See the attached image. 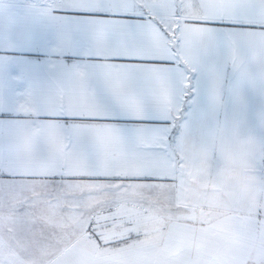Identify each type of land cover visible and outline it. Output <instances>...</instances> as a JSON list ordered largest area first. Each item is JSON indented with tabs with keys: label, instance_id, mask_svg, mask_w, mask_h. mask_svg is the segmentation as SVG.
<instances>
[{
	"label": "crops",
	"instance_id": "crops-1",
	"mask_svg": "<svg viewBox=\"0 0 264 264\" xmlns=\"http://www.w3.org/2000/svg\"><path fill=\"white\" fill-rule=\"evenodd\" d=\"M138 211L159 241L93 240ZM262 245L264 0H0V264H253Z\"/></svg>",
	"mask_w": 264,
	"mask_h": 264
},
{
	"label": "rangeland",
	"instance_id": "rangeland-1",
	"mask_svg": "<svg viewBox=\"0 0 264 264\" xmlns=\"http://www.w3.org/2000/svg\"><path fill=\"white\" fill-rule=\"evenodd\" d=\"M141 212V213H140ZM138 211L139 217L135 220L136 223L128 224V220H131L129 216H113L115 222L109 223L108 225H96L97 232L93 231V236L95 240L104 241V244L101 245V249H116L119 247H126L130 245L137 244L146 240H155L159 241L162 231L164 228L163 222L160 219L149 216L144 211ZM128 222V223H127ZM100 235V236H99ZM103 237V239H101ZM101 239V240H100ZM97 240V241H98ZM263 250H264V245ZM253 264H264V257L254 258L252 260Z\"/></svg>",
	"mask_w": 264,
	"mask_h": 264
},
{
	"label": "snow or ice",
	"instance_id": "snow-or-ice-1",
	"mask_svg": "<svg viewBox=\"0 0 264 264\" xmlns=\"http://www.w3.org/2000/svg\"><path fill=\"white\" fill-rule=\"evenodd\" d=\"M232 27H246V26H243V25H231ZM21 55H30V53H22ZM125 59H138V58H125ZM155 123H161L159 121H156Z\"/></svg>",
	"mask_w": 264,
	"mask_h": 264
},
{
	"label": "trees",
	"instance_id": "trees-1",
	"mask_svg": "<svg viewBox=\"0 0 264 264\" xmlns=\"http://www.w3.org/2000/svg\"><path fill=\"white\" fill-rule=\"evenodd\" d=\"M172 45H173V46L175 45L174 42L172 43Z\"/></svg>",
	"mask_w": 264,
	"mask_h": 264
}]
</instances>
